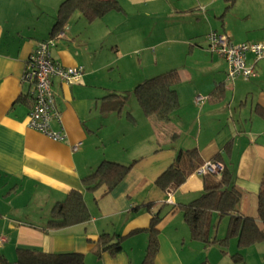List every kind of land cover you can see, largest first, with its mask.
I'll return each instance as SVG.
<instances>
[{
	"label": "crops",
	"instance_id": "obj_1",
	"mask_svg": "<svg viewBox=\"0 0 264 264\" xmlns=\"http://www.w3.org/2000/svg\"><path fill=\"white\" fill-rule=\"evenodd\" d=\"M63 1L0 0V264H17L18 249L80 253L84 264H141L154 215L161 217L155 264H233L236 239L230 238L224 254L215 244L192 241L182 207L204 189V177L194 174L189 160L216 161L240 191L238 213L257 219L264 176V60L248 54L257 76L227 81V62L210 51L206 36L264 44V0H118L120 11L91 24L74 13L55 32ZM156 17L166 20L159 36L150 28ZM149 28V38L141 41ZM49 39L55 41V62L83 70L78 84L53 78L59 118L51 129L62 131L61 142L28 127L32 86L23 74L37 44ZM158 49L190 60L188 66L166 65L179 76V106L167 123L146 116L134 95L151 77L143 69L152 73L150 66H157ZM126 58L134 62L127 70L131 85H116L117 64L125 66ZM196 64L212 73L209 85L179 84L192 83ZM199 96L205 101L196 104ZM104 161L131 169L109 194L102 187L87 191L84 179ZM176 165L187 173L185 181L160 189L157 179ZM73 192L83 197L90 219L46 231L53 207ZM217 215L211 214L210 238L221 240L229 221ZM103 233L124 237L116 256L92 254ZM241 254L244 264H264V241Z\"/></svg>",
	"mask_w": 264,
	"mask_h": 264
},
{
	"label": "trees",
	"instance_id": "obj_2",
	"mask_svg": "<svg viewBox=\"0 0 264 264\" xmlns=\"http://www.w3.org/2000/svg\"><path fill=\"white\" fill-rule=\"evenodd\" d=\"M116 0H64L57 12L53 30H61L74 13H79L88 24L101 19L110 12L120 11ZM179 76L175 70L154 76L140 83L134 91L135 98L143 113L157 121L167 123L178 109L175 85ZM194 171L201 165L189 160ZM224 167V166H223ZM131 166H122L104 161L95 171L84 179L87 191L104 188L103 195L109 194L128 174ZM187 173L181 166H171L156 181L162 190H168L182 184ZM201 195L187 206L182 207L185 224L192 241L203 245L215 244L224 254L231 237L237 242V252L231 256L233 264H244L241 251L264 241V176L257 194V219L246 218L238 213L240 191L235 186L231 173L224 167L216 176H205ZM217 213L218 219L228 218V234L224 239L210 238L211 214ZM90 219L89 211L81 194L73 192L64 201L57 203L46 223L45 230H60L86 222ZM160 215L152 216L145 233L148 243L141 264H155L158 253ZM124 237L103 233L96 240L92 254L99 258L103 253L116 256L122 251ZM0 263L4 260L0 257ZM17 264H84L80 253H41L30 249L17 250Z\"/></svg>",
	"mask_w": 264,
	"mask_h": 264
},
{
	"label": "built area",
	"instance_id": "obj_3",
	"mask_svg": "<svg viewBox=\"0 0 264 264\" xmlns=\"http://www.w3.org/2000/svg\"><path fill=\"white\" fill-rule=\"evenodd\" d=\"M61 36L63 33L59 35ZM206 38L210 51L227 62V81H234L238 78L251 80L257 76L253 66L247 65V56L251 54L256 62L264 60L263 43L250 42L234 45L227 36L214 32L209 33ZM54 46L53 39L37 44L29 59V66L23 74V80L32 86V105L28 113V127L54 142H61L64 140L62 131L54 132L51 129L52 121L59 118L52 89L53 78H57L66 85L78 84L82 81L83 70L80 67L67 68L55 62L50 55V50ZM204 101L205 99L200 96L195 99L196 104ZM223 170L221 163L209 161L197 168L194 174L199 177L218 176Z\"/></svg>",
	"mask_w": 264,
	"mask_h": 264
},
{
	"label": "rangeland",
	"instance_id": "obj_4",
	"mask_svg": "<svg viewBox=\"0 0 264 264\" xmlns=\"http://www.w3.org/2000/svg\"><path fill=\"white\" fill-rule=\"evenodd\" d=\"M118 3L119 1L116 0ZM123 3H124V0H122ZM155 20H157V23H153L152 21H150V28L153 30L154 28L153 27H156L157 30L155 31V33L159 36V33L163 32L164 31V28H165V24H166V20H162L160 19L159 17H156ZM150 28L146 31V34L145 35H142L141 37V41L145 42L147 38H149V32L151 31ZM141 41H139L138 43H141ZM174 55L170 54V53H167V52H162L160 51V49L157 50V66H155V68L153 66H150L152 69L151 72L152 73H149V71H147V69H143L144 71V74H149L148 76H156V75H159L163 72H166V71H169V69H166V65L169 64V63H174V62H177V64H180V65H189L190 64V60H189V57L187 58L186 56L185 57H182V56H177L175 53H173ZM152 55V60H154V57H153V54ZM123 62L125 63V66L124 65H120V64H117V67H118V74L115 75V80H116V85H131L130 83H128V80H127V76L130 75V73L127 72V70L129 69V65L130 63H134L132 60L126 58L125 60H123ZM201 64H196L195 67L191 70V74H192V83L191 84H183L184 82L181 81L179 84H182V85H209V83L212 81V73L206 69V64H204L203 66H205V68H202L200 67L198 69L197 66H200ZM115 71V69H113ZM149 77V78H151ZM148 78V79H149ZM147 80V79H146ZM188 83V82H187ZM133 101H135V99L132 97L131 98ZM136 103V102H135ZM229 251V247L227 249ZM83 259H84V256H83ZM255 264V263H254Z\"/></svg>",
	"mask_w": 264,
	"mask_h": 264
}]
</instances>
